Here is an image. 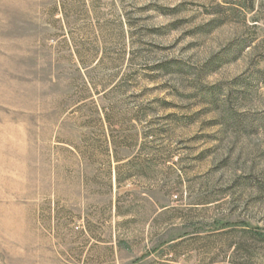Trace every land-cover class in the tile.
Instances as JSON below:
<instances>
[{
    "label": "rangeland",
    "instance_id": "obj_1",
    "mask_svg": "<svg viewBox=\"0 0 264 264\" xmlns=\"http://www.w3.org/2000/svg\"><path fill=\"white\" fill-rule=\"evenodd\" d=\"M0 264H264V0H0Z\"/></svg>",
    "mask_w": 264,
    "mask_h": 264
},
{
    "label": "trees",
    "instance_id": "obj_2",
    "mask_svg": "<svg viewBox=\"0 0 264 264\" xmlns=\"http://www.w3.org/2000/svg\"><path fill=\"white\" fill-rule=\"evenodd\" d=\"M122 140H123V139H122ZM123 142H124V141H122V142H120V143L122 144ZM112 143H113V144H116L117 142L115 143V141H114V142L112 141ZM118 144H119V143H118ZM121 144H120V145H121ZM115 158H116L117 160H119V158H118L117 156H115ZM120 179H121V178L118 176V178H117V180H118V185H119Z\"/></svg>",
    "mask_w": 264,
    "mask_h": 264
}]
</instances>
